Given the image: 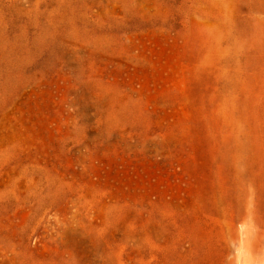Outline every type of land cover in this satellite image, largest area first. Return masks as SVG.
<instances>
[{
	"label": "rangeland",
	"instance_id": "374dc122",
	"mask_svg": "<svg viewBox=\"0 0 264 264\" xmlns=\"http://www.w3.org/2000/svg\"><path fill=\"white\" fill-rule=\"evenodd\" d=\"M0 264H264V0H0Z\"/></svg>",
	"mask_w": 264,
	"mask_h": 264
}]
</instances>
